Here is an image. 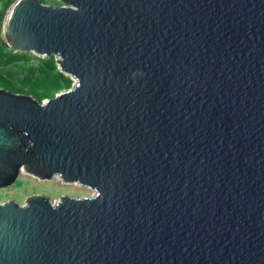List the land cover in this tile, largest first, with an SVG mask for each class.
I'll use <instances>...</instances> for the list:
<instances>
[{
    "label": "water",
    "instance_id": "95a60500",
    "mask_svg": "<svg viewBox=\"0 0 264 264\" xmlns=\"http://www.w3.org/2000/svg\"><path fill=\"white\" fill-rule=\"evenodd\" d=\"M16 0L0 45L73 84L0 88V264H264V0Z\"/></svg>",
    "mask_w": 264,
    "mask_h": 264
},
{
    "label": "rangeland",
    "instance_id": "374dc122",
    "mask_svg": "<svg viewBox=\"0 0 264 264\" xmlns=\"http://www.w3.org/2000/svg\"><path fill=\"white\" fill-rule=\"evenodd\" d=\"M4 2L5 0H0V9L2 8ZM39 2L45 5L60 6L62 4L59 0H39ZM13 3H11L5 11L0 34L5 23L6 14ZM4 49L8 50L7 54L9 56L19 57L12 63L13 67H11V73L13 78L6 76L8 77L6 79L7 82L11 83V87H9L8 91L29 95L37 101L43 102L46 99L52 98L55 94L69 89L74 82L69 75L60 72L54 57L52 59V63L54 64L53 68L47 69L50 62L45 59L48 57L42 58L32 53H20L6 48ZM45 69L48 71L50 76L41 74L42 71H45ZM26 74L30 76L29 83L24 82L28 80ZM27 86H29L31 92ZM38 93L39 96H35L38 95ZM91 194L92 192L90 189L76 184H64L58 179L40 181L36 178L28 176L27 174H20L14 185L8 189L0 190V200H12L21 205L28 197L35 195L45 196L52 202L58 200V198L62 195L70 197H88L91 196Z\"/></svg>",
    "mask_w": 264,
    "mask_h": 264
},
{
    "label": "trees",
    "instance_id": "16d2710c",
    "mask_svg": "<svg viewBox=\"0 0 264 264\" xmlns=\"http://www.w3.org/2000/svg\"><path fill=\"white\" fill-rule=\"evenodd\" d=\"M16 0H5V2H4V4H3V6H2V8L0 9V31H1V24H2V21H3V17H4V15H5V11H6V9H7V7L11 4V3H13V2H15ZM7 52H8V50H5L4 48H2L1 47V45H0V88H4V89H6V90H8L9 89V87H11V83L10 82H7V78L9 77H11V78H13V75H12V73H11V70H12V68L11 67H13L12 66V63L14 62V61H16L19 57H14V56H9L8 54H7ZM24 57V56H23ZM25 58V57H24ZM52 59H53V56H50V57H48V58H46L45 60H48V62H50V64H48V66H47V69H52L53 68V66H54V64L52 63ZM8 67V68H7ZM41 74H46V75H49L50 76V74H48V71L45 69V71H42V73ZM27 75V74H26ZM6 76H8V77H6ZM27 77V81H24V82H28L29 83V80H30V76L29 75H27L26 76ZM24 79V78H23ZM51 80H53V79H51ZM28 88H29V86H27ZM37 89V88H36ZM29 91L31 92V89L29 88ZM37 91V90H36ZM38 92V91H37ZM32 94V93H31ZM33 95V94H32ZM35 96H39V93H38V95H35Z\"/></svg>",
    "mask_w": 264,
    "mask_h": 264
},
{
    "label": "built area",
    "instance_id": "2783aa9c",
    "mask_svg": "<svg viewBox=\"0 0 264 264\" xmlns=\"http://www.w3.org/2000/svg\"><path fill=\"white\" fill-rule=\"evenodd\" d=\"M3 202H5V200H3V201H2V200H0V204H2Z\"/></svg>",
    "mask_w": 264,
    "mask_h": 264
},
{
    "label": "bare ground",
    "instance_id": "6f19581e",
    "mask_svg": "<svg viewBox=\"0 0 264 264\" xmlns=\"http://www.w3.org/2000/svg\"><path fill=\"white\" fill-rule=\"evenodd\" d=\"M83 187V186H82Z\"/></svg>",
    "mask_w": 264,
    "mask_h": 264
}]
</instances>
